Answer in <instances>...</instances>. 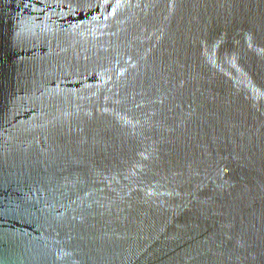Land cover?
Segmentation results:
<instances>
[{
	"label": "water",
	"instance_id": "water-1",
	"mask_svg": "<svg viewBox=\"0 0 264 264\" xmlns=\"http://www.w3.org/2000/svg\"><path fill=\"white\" fill-rule=\"evenodd\" d=\"M0 264H264V0H0Z\"/></svg>",
	"mask_w": 264,
	"mask_h": 264
}]
</instances>
